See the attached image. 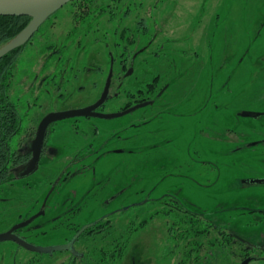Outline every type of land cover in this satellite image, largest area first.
I'll list each match as a JSON object with an SVG mask.
<instances>
[{"label": "flooded vegetation", "instance_id": "af4514ba", "mask_svg": "<svg viewBox=\"0 0 264 264\" xmlns=\"http://www.w3.org/2000/svg\"><path fill=\"white\" fill-rule=\"evenodd\" d=\"M59 10L50 15L42 25L57 20L65 21L69 29L63 39L64 45H67V37L72 36L77 39V43L85 46L91 33L101 34L107 55H89L92 45L87 46L86 54L80 58L78 55L63 56L62 48H53L54 55L46 58L43 70L54 68L55 72L43 78L42 85L45 87L40 88L37 94L36 89H31L29 96L32 101L24 106L27 110L34 106H43L47 100H51V95L60 96L56 100L62 103L53 105L41 119L36 122L32 120L25 127L16 143L17 153L13 167L15 179L0 185V203L7 208L11 200L2 196V192L22 191L23 201L29 204L32 212L19 223L31 218L33 220L28 225L16 229L13 234L35 246L52 248L70 244L71 247L36 251L23 246L15 239L3 240L0 241V264H130L129 254L133 240L146 229L159 225L166 228L164 237L167 250L163 260L167 261V264L210 263L214 252H208L199 241L212 227L219 228L220 237L217 239L220 246H234L239 242L244 244L242 252L245 257L242 262L250 257L260 258L249 253L252 248L264 252V239L259 246H251L236 233L221 228L213 218L208 219L205 211L187 206L186 202L173 192L182 190H173L171 185L173 181L182 183L179 175H176L181 167L169 169L160 178L155 177L156 174L152 171V182L155 180V183L149 189L141 186L131 190L130 185H127L128 155L130 158L153 156L158 157L157 159L166 155L173 158L182 155V158H187L190 155V127L180 124L179 120H174L179 123L177 124L167 119L171 116L178 119L181 115L186 118V113L192 110L194 116L197 109L201 112L205 106L195 99L190 100V92L201 89L197 80L202 75L190 72V52L185 51L188 55L184 54L186 59H183L184 64L180 66L173 55L167 58V53L173 52L164 51L163 45L157 49V33L147 44L142 45V37L147 34L142 31H147L149 24L143 25L142 20L135 25L126 24L129 10L82 7L64 13L65 15L59 13ZM154 11L158 12L159 9ZM173 15L179 16L177 10ZM106 20L113 23L104 24ZM157 28L158 25H155V30ZM112 37L119 39L111 42ZM55 44L54 42L50 47H55ZM65 48L66 46L64 50ZM119 48L122 50H117ZM194 53L195 58L199 59L200 55ZM111 72L109 98L96 109L97 112L117 113L138 104L151 103L126 114L132 115L141 111L134 115L129 123L123 116L111 119L75 116L50 122L40 146V159L35 170L23 175L35 155L33 144L43 118L51 112L84 108L96 103L104 92ZM94 74L103 77L105 83L103 88L97 90V97L91 100H84L83 97L93 95L95 89L89 90L84 86L76 89L64 87L67 84L65 81L91 78ZM168 78L183 80L184 88L179 91L185 94L180 96L185 100L184 104L174 103L176 99L173 100L175 89L172 83L166 82L161 87L157 86L159 80ZM144 79L150 81L144 83ZM116 81L118 86L114 89ZM76 96L86 103L67 104L69 99ZM38 98L42 101L37 104ZM177 108L178 112L174 113L172 110ZM196 118L195 115L193 122L200 123V119ZM186 122L190 123L187 120ZM204 130V127L199 129L200 140ZM174 133H183V146L172 143L175 139L172 135ZM262 142L264 143V139ZM130 143H134L138 149H127ZM148 143L150 152L145 149ZM175 146L176 152L168 150ZM20 179H23L24 183L17 185ZM127 192L130 193L129 198ZM128 212H131V215L127 220ZM37 219L38 223L35 222ZM19 223L11 225L0 234ZM207 224L212 226L208 229ZM235 254L238 253L232 250L231 255Z\"/></svg>", "mask_w": 264, "mask_h": 264}, {"label": "rangeland", "instance_id": "374dc122", "mask_svg": "<svg viewBox=\"0 0 264 264\" xmlns=\"http://www.w3.org/2000/svg\"><path fill=\"white\" fill-rule=\"evenodd\" d=\"M82 7L129 10L126 24L135 25L140 20L143 25L149 24L150 28L142 31L147 33L142 37V45L147 44L157 33V49L163 45L164 51L173 52L167 53V58L173 55L180 66H183V59H186L184 54L188 50L190 72L202 74L197 80L201 89L190 92V100L195 99L205 105L201 112L199 109L195 111L196 119H200V123L193 122V110L186 113V118L183 115L178 119L173 116L167 118L171 123L179 120L180 124L190 127V155L187 154V158H182L183 155L179 158L166 155L159 159L153 156L130 158L128 155L127 185H130L131 190L141 186L149 189L155 183V180L152 182L153 172L155 177L160 178L169 169L181 167L176 175H179L182 183L173 181L171 185L173 190H182L173 192L190 208L205 211L207 218H213L221 228L236 233L254 247L259 246L264 239V182L252 180L264 179V0H75L66 4L59 13L65 15L64 13ZM155 9H159V13ZM175 10L179 16L173 15ZM54 23L47 22L40 26L31 42L18 54V69L13 79L12 95L23 109L27 108L25 103L32 101L29 96L31 89H36L37 94L40 88L45 87L42 85L43 78L55 72L54 68L43 70L46 58L54 55L53 48H62L63 56L78 55L80 58L86 54L87 46L92 45L89 55H107L101 34L91 33L85 46L77 43V39L72 36L67 37V45H64L63 39L69 26L65 21L57 20ZM112 23L109 20L104 22ZM155 25H158L156 30ZM111 39L113 42L119 38ZM54 42L56 46L50 47ZM194 52L200 55L199 59L195 58ZM148 81L150 80H143L144 83ZM65 82V88L76 89L84 86L89 90L95 89L93 95L81 96L84 100H91L97 97V90L103 88L105 79L94 74L91 78ZM166 82L172 83L175 89L174 103L184 104L185 100L180 96L185 94L179 91L184 88L183 80H159L157 86L161 87ZM117 86L118 81L114 89ZM50 98L43 106H34L27 112L24 111L22 134L32 120L36 122L50 107L62 103L56 100L60 98L58 95H51ZM84 100L76 96L69 99L67 104L79 105L86 103ZM41 101L38 98L36 103ZM178 110L177 108L172 111L176 113ZM245 111L262 114L244 116L242 113ZM137 113L122 118L129 123ZM200 127L205 128L201 140ZM172 135L175 137L172 143L183 146V133ZM16 138L14 142L17 141ZM149 143L145 146L148 152L151 150L148 148ZM130 148L138 149L134 143L127 145V149ZM176 148L175 146L168 150L176 152ZM23 183L24 180L20 179L17 185ZM1 195L11 200L7 208L0 203V232L25 220L32 212L29 204L23 201L22 191L2 192ZM130 215L131 212H128L127 220ZM35 222L38 223L39 219ZM165 231L166 228L162 225L143 231L133 240L129 263L167 264L163 260L167 250ZM218 232L219 228L212 227L199 241L208 252H214L211 262L206 264H241L245 257L242 252L244 244L239 242L234 246H220ZM221 247L227 249L220 250ZM232 250L238 254L231 255ZM249 254L260 258L255 257L248 264H264V252L252 248Z\"/></svg>", "mask_w": 264, "mask_h": 264}, {"label": "water", "instance_id": "95a60500", "mask_svg": "<svg viewBox=\"0 0 264 264\" xmlns=\"http://www.w3.org/2000/svg\"><path fill=\"white\" fill-rule=\"evenodd\" d=\"M72 0H0V16H29L31 17V21L26 26V28L20 32L14 39L6 43L5 45L0 47V59L9 54L10 52L23 47L26 43L32 38L35 32L39 29L42 23L53 13L64 7L67 3ZM112 83V72L110 73L104 92L102 93L101 98L88 107L66 110V111H58L51 112L47 116H45L42 120V123L39 126L38 134L36 139L34 140L33 147L35 148V155L31 160L29 167L23 173L29 174L35 170L37 163L40 159V146L43 143V139L45 136V131L50 122L65 118H71L75 116H97L101 118L111 119L115 117L124 116L137 108L144 107L151 102H145L142 104L135 105L125 111L117 112V113H101L97 112L96 109L99 108L108 98L110 93V87ZM244 116H257L260 113L245 111L242 113ZM252 182L262 183L264 179H254ZM38 216V215H37ZM33 218L26 220L25 222L19 223L11 228L9 231L0 234V241L15 239L20 242L23 246L28 247L32 250L36 251H51L52 249H66L70 248V244L55 246L52 248H44L40 246H35L33 244H29L26 241L18 238L13 234V232L23 226L28 225ZM252 246V245H251ZM253 258H248L242 262V264H248L251 262Z\"/></svg>", "mask_w": 264, "mask_h": 264}, {"label": "trees", "instance_id": "16d2710c", "mask_svg": "<svg viewBox=\"0 0 264 264\" xmlns=\"http://www.w3.org/2000/svg\"><path fill=\"white\" fill-rule=\"evenodd\" d=\"M31 21L29 16H0V47L14 39ZM25 46V45H24ZM18 48L0 59V185L15 179L16 140L22 134L24 111L12 95V84L18 69ZM144 191V190H143ZM128 193V198L130 193ZM212 224H207L209 229ZM128 242V240H127ZM128 247V245H127Z\"/></svg>", "mask_w": 264, "mask_h": 264}, {"label": "bare ground", "instance_id": "6f19581e", "mask_svg": "<svg viewBox=\"0 0 264 264\" xmlns=\"http://www.w3.org/2000/svg\"><path fill=\"white\" fill-rule=\"evenodd\" d=\"M48 207V206H47ZM18 232V231H17ZM76 243V242H75Z\"/></svg>", "mask_w": 264, "mask_h": 264}]
</instances>
